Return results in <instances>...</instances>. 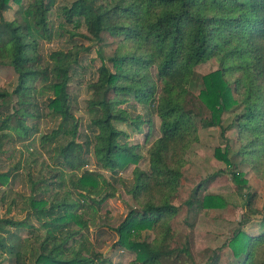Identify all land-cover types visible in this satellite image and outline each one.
I'll return each instance as SVG.
<instances>
[{"label": "trees", "instance_id": "16d2710c", "mask_svg": "<svg viewBox=\"0 0 264 264\" xmlns=\"http://www.w3.org/2000/svg\"><path fill=\"white\" fill-rule=\"evenodd\" d=\"M55 13L61 32L87 46L72 42L45 61L40 41L52 39ZM108 38L115 45L110 55L104 53ZM94 48L102 63L87 86L91 138L81 141L69 87L81 56ZM212 62L216 70L197 73ZM0 67L16 76L11 92L0 88V101L10 104L7 113L0 104V153L14 135L24 141L36 131L38 95L56 124L41 137L54 164L50 183L31 182L24 219L10 216V205L2 213L0 198V264L5 258L14 264H110L89 242V228L116 192L100 171L115 177L129 165L136 166L126 188L134 207L115 228L114 246L134 255L130 264H197L188 242L171 246L172 223L181 211L177 200L189 153L200 131L213 128L224 141L214 157L229 169L244 214L225 244L201 264H264V211L256 209V194L241 174L247 169L264 181V0H0ZM193 89L207 117L189 107ZM132 102L146 108L147 120L130 114ZM223 114L231 115L225 125ZM153 116L159 136L149 142ZM123 127L143 133L147 169L138 167L142 145L131 144ZM228 131L235 134V150L228 146ZM90 158L96 171L86 169ZM221 174L192 189L187 210L228 205L222 195L207 193ZM8 178L0 174V182Z\"/></svg>", "mask_w": 264, "mask_h": 264}, {"label": "rangeland", "instance_id": "374dc122", "mask_svg": "<svg viewBox=\"0 0 264 264\" xmlns=\"http://www.w3.org/2000/svg\"><path fill=\"white\" fill-rule=\"evenodd\" d=\"M57 13V11H56ZM53 14L50 18L52 24V39L50 41H40V55L45 61L53 51L66 50L72 42L83 43L87 46V42L82 39L71 41L67 35L61 32L59 23L61 22L57 14ZM106 43L110 46L105 47V54L110 55L115 49V45L111 44V39L108 38ZM100 60L96 49L81 56L80 64L77 66V71L74 73L69 93L71 96L74 116L79 120L81 133V141L85 138L90 139L91 135L88 130L89 115L87 114L86 103L91 98V93L88 90V84L96 77V70L100 67ZM217 69L215 62L205 64L196 69L199 75L210 73ZM16 85V76L12 70L0 67V88L9 92ZM198 90L193 89V93L189 96V107L195 113H201L203 117L208 116V112L200 106L196 96ZM43 97L38 95L37 103L40 110L41 118L37 121L36 131L27 140L19 141L14 135L9 141H6L0 153V174H9L8 181L0 182V198L4 205L1 212L10 205V216L17 220H22L27 214L29 205V196L31 193V182L36 179L46 178L50 183V169L54 167L51 161L50 144H43L41 137L50 134V131L55 128V121L47 116L48 110L44 109ZM4 105L2 112L7 113L10 108L9 101H0ZM128 110L130 114L140 116L144 120L148 119L149 112L141 105L129 104ZM230 114H223L222 121L227 124V119ZM155 129L149 142H153L158 136V120L153 116ZM127 129L126 127H123ZM128 141L131 144L142 145V154L144 159L140 161L138 167L147 169V156L145 154L147 145L144 143L143 133L130 132ZM145 132V131H144ZM199 144L192 147L188 156V165L184 170L185 184L182 187L177 204L181 205L179 215L173 221V229L176 236L172 247L181 246L185 242L189 243L190 252L194 263L201 264L207 261L212 255V252L223 246L230 237L232 231L238 225V222L243 218L244 210L241 205V200L237 194V188L231 182L229 169L227 166L214 157V149L220 147L223 149L224 141L220 137V129L213 128L210 130L200 131ZM227 143L230 149L235 150L236 138L233 131H228L226 134ZM149 145V144H148ZM85 151L89 155L90 148L86 147ZM90 164L86 169L96 171V167L90 158ZM135 165H129L126 170L120 172L117 176L111 177L109 173L100 171L106 180L115 188V196L107 200L101 210L97 213L95 220L90 224L89 242L94 246L96 252H99L107 259L110 264H130L134 260V255L124 251L117 250L114 246L118 237L115 233V228L125 218L130 208L134 204L130 196L126 192L127 186L132 183V171ZM223 172V176L216 178L207 186V193L220 194L225 197L228 205L219 210H206L193 212L187 210L184 202L189 198L192 189L202 180L210 175ZM243 179L247 181L249 191L256 194V209L264 211V181L256 178L252 172L247 169H241ZM52 191L56 189L52 187ZM82 212V210L80 211ZM79 213V212H78ZM246 230H249L248 228ZM256 231L253 230V233ZM25 237L26 234L22 233ZM143 238L146 241H151L153 235L149 232L143 233ZM221 254L225 259L227 249H223ZM2 264H14L7 258ZM175 264H185L183 261H178Z\"/></svg>", "mask_w": 264, "mask_h": 264}]
</instances>
